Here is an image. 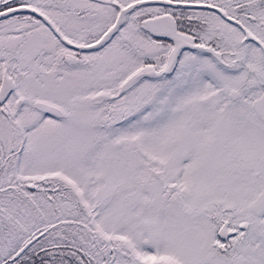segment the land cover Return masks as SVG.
Here are the masks:
<instances>
[{"label": "snow or ice", "instance_id": "obj_1", "mask_svg": "<svg viewBox=\"0 0 264 264\" xmlns=\"http://www.w3.org/2000/svg\"><path fill=\"white\" fill-rule=\"evenodd\" d=\"M0 264H264V0H0Z\"/></svg>", "mask_w": 264, "mask_h": 264}]
</instances>
